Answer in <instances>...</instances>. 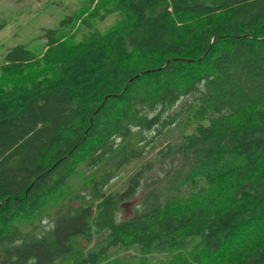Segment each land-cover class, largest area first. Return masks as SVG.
I'll return each instance as SVG.
<instances>
[{
	"label": "trees",
	"instance_id": "obj_1",
	"mask_svg": "<svg viewBox=\"0 0 264 264\" xmlns=\"http://www.w3.org/2000/svg\"><path fill=\"white\" fill-rule=\"evenodd\" d=\"M111 13L122 21L105 33L46 30L39 57L17 45L0 62L3 78L35 74L0 82V264L130 249L264 264V0H112ZM82 172L84 195L29 220Z\"/></svg>",
	"mask_w": 264,
	"mask_h": 264
},
{
	"label": "rangeland",
	"instance_id": "obj_2",
	"mask_svg": "<svg viewBox=\"0 0 264 264\" xmlns=\"http://www.w3.org/2000/svg\"><path fill=\"white\" fill-rule=\"evenodd\" d=\"M110 6L112 0L98 2L97 0H0V62L4 54L17 45L23 46L39 57L45 42L43 34L46 30H53L54 36L62 41L74 43L83 41L91 33L102 34L117 27L122 21V15L106 14ZM68 17L70 20L65 22ZM26 68L25 71L11 73L7 78L0 75V82L6 81L8 83L6 87L28 83L29 77L35 74L32 75L33 73L28 71L30 68ZM45 70L48 74L53 72L50 67ZM175 133L176 131L172 129L166 135L167 139L173 137ZM135 165L124 168L115 179L110 181L109 190L116 191L123 188L127 176L134 170ZM87 175V172H82L69 180L65 188L50 199L49 205L29 220L34 222L44 219L40 224L46 226L49 214L55 211L62 199L67 198L68 193H80L81 196L85 194ZM256 237L264 240V230L257 231ZM142 257L134 249L116 250L103 256L98 264H155L150 256L147 259Z\"/></svg>",
	"mask_w": 264,
	"mask_h": 264
}]
</instances>
